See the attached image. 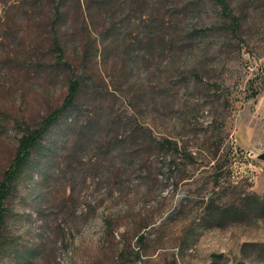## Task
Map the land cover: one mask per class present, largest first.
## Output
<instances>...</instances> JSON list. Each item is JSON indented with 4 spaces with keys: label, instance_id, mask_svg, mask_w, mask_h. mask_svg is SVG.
<instances>
[{
    "label": "rangeland",
    "instance_id": "obj_1",
    "mask_svg": "<svg viewBox=\"0 0 264 264\" xmlns=\"http://www.w3.org/2000/svg\"><path fill=\"white\" fill-rule=\"evenodd\" d=\"M24 1L0 0V180L25 122L59 107L71 79L84 84L6 201L0 264H264V0H229L239 30L194 0L184 71L167 47L133 74L115 46L87 64L71 46L58 65L65 22L54 30L53 0Z\"/></svg>",
    "mask_w": 264,
    "mask_h": 264
},
{
    "label": "trees",
    "instance_id": "obj_2",
    "mask_svg": "<svg viewBox=\"0 0 264 264\" xmlns=\"http://www.w3.org/2000/svg\"><path fill=\"white\" fill-rule=\"evenodd\" d=\"M44 1L25 0L22 5L29 11L28 6L32 4L31 6L35 11L43 5ZM212 1L231 20L234 28L239 30L241 19L230 10L229 0ZM193 4L194 0L186 2L185 0H53L50 13L54 19L52 21L54 30H57L56 26L59 20L65 22L61 26L64 29L62 36H55L51 44L55 61L60 66L70 67L65 58L67 49L70 50L71 46H75L76 49L79 44L82 45V62L87 64L93 58L98 57V54L105 60L106 55L110 54L113 50L112 47L115 46L114 50L123 57L127 54L131 55L133 61L128 66L127 72L133 74L136 66H140L142 55H153L152 52L156 49L160 55H163L165 49L169 47L174 50L171 59L175 70L183 72V63L187 60L188 55L194 51L193 44H190L192 39L189 37L193 36L192 31L195 32L196 29L188 22L191 13L190 8ZM72 11L76 12L81 21L79 29H75L71 24ZM124 12H128V15H123L124 17L117 24L115 16L117 13L122 14ZM83 84L81 77L71 79L68 94L59 107L46 115L35 127H30L25 122L27 129L18 140L16 154L0 180V238L5 223L8 197L16 187L19 178L31 161L35 149L41 144L47 132L64 113L72 109L79 99ZM253 95L255 97L257 92H253ZM154 99H152V107L156 106L153 104ZM147 102L149 103V101ZM95 111L97 113L96 118H102L106 113L104 107L101 106H98ZM109 116L111 117L109 114L107 119ZM96 137L94 134L90 139ZM130 137L141 142L144 135L133 130ZM210 204L208 202L206 208H209ZM225 211L229 213L232 208ZM232 213L238 215L240 212L233 209ZM139 239L143 240L144 237L140 236Z\"/></svg>",
    "mask_w": 264,
    "mask_h": 264
},
{
    "label": "water",
    "instance_id": "obj_3",
    "mask_svg": "<svg viewBox=\"0 0 264 264\" xmlns=\"http://www.w3.org/2000/svg\"><path fill=\"white\" fill-rule=\"evenodd\" d=\"M261 159H264V154H262L261 156H259Z\"/></svg>",
    "mask_w": 264,
    "mask_h": 264
}]
</instances>
